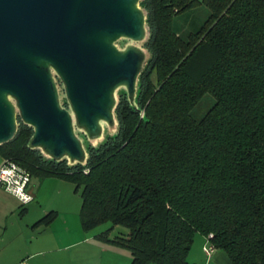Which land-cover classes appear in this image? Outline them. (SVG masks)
Listing matches in <instances>:
<instances>
[{
	"label": "trees",
	"instance_id": "1",
	"mask_svg": "<svg viewBox=\"0 0 264 264\" xmlns=\"http://www.w3.org/2000/svg\"><path fill=\"white\" fill-rule=\"evenodd\" d=\"M142 4L151 61L136 107L119 98L117 135L69 167L30 149L19 121L0 158L74 185L83 232L127 229L98 238L126 248L130 264H194L196 234L230 264H264V0Z\"/></svg>",
	"mask_w": 264,
	"mask_h": 264
},
{
	"label": "water",
	"instance_id": "2",
	"mask_svg": "<svg viewBox=\"0 0 264 264\" xmlns=\"http://www.w3.org/2000/svg\"><path fill=\"white\" fill-rule=\"evenodd\" d=\"M143 1L0 0V146L20 120L44 159L86 166L74 125L96 137L99 123L115 118L118 133L119 98L136 107L151 61ZM120 87L126 92L116 97Z\"/></svg>",
	"mask_w": 264,
	"mask_h": 264
},
{
	"label": "crops",
	"instance_id": "3",
	"mask_svg": "<svg viewBox=\"0 0 264 264\" xmlns=\"http://www.w3.org/2000/svg\"><path fill=\"white\" fill-rule=\"evenodd\" d=\"M2 161L1 159L0 164ZM53 179L64 181L59 178ZM40 187L41 185L36 190L30 182L28 190L33 200L26 205H22L15 197L0 188V193L4 192L13 198L6 203L0 197V264H85L86 262L81 259L84 248L87 257H92L93 252L98 253L100 250L101 246L96 242V236L84 235L81 225L79 228L76 223L69 224L63 221V212L65 213L63 198L60 203L43 198L38 193ZM36 201L37 203L34 204ZM25 206L29 208L23 209L20 217L14 216L17 208ZM80 208L81 205L74 211V207H71L73 217L78 216L79 219ZM69 209L67 211H70ZM31 212L34 217L24 221L23 214L28 215ZM50 213L55 214L51 223L38 224ZM84 245V248L79 249ZM77 250L81 253L78 254ZM211 260L210 263L204 264H230L225 253L221 251H216Z\"/></svg>",
	"mask_w": 264,
	"mask_h": 264
},
{
	"label": "rangeland",
	"instance_id": "4",
	"mask_svg": "<svg viewBox=\"0 0 264 264\" xmlns=\"http://www.w3.org/2000/svg\"><path fill=\"white\" fill-rule=\"evenodd\" d=\"M136 89L138 90V85ZM117 91L115 93L116 97L118 96V94H124L126 92V89L124 87H120ZM61 94H62L61 98L63 100L64 94L63 93ZM207 104L208 103H205L202 105L201 103L200 108L196 109V112L194 115L196 117H200L208 108ZM113 119H114L113 125L109 123H103V122L99 123L101 134L96 137H92L91 134H88V133L87 134L83 133V131L79 129L76 124L74 125L73 132H74L75 137L77 138V140L79 141L81 145L82 153L84 155L82 159L83 162L86 159L90 145L98 146L99 144L104 142L108 137H114L116 135L117 121L115 118ZM17 121L19 123L20 120H17ZM0 162H1V159H0ZM31 182H32V186L36 190L38 186L41 185L40 190L38 191L41 197L52 199L53 202H59V203H60V200L63 198V206H64L63 210L65 211V213L63 212V221H67V223L69 224L76 223L77 225H79V228H80L78 216L75 218V216L74 217L72 216L73 211L71 213V207H74V211H75V209L79 208L81 205L80 190L77 193H74V188H75L74 185L61 181V180L53 179V178H45L41 180L32 178ZM0 197L3 198V200L6 203H9L11 201L10 198L13 199L11 196H9L8 194L4 192L0 193ZM36 203L37 201L34 202V204ZM67 207H69L70 209ZM28 208L29 206H25L24 208L23 207L17 208L14 213V216L20 217V215H22L23 209H28ZM68 209L70 211H67ZM31 214L29 213L27 215L26 213H24L23 214L24 221L32 219L34 216L33 214L32 215ZM110 228H111V225L109 223H105V224H102L96 227L95 229L89 232H83L84 235L88 234V235L96 236L95 238L96 242L99 243L101 246L100 250H98V253L92 251L93 252L92 257H87L88 256L87 251L84 248L85 245L79 248V249L84 248L82 251L81 259H83L86 262L85 264H130L132 257H131V253L126 248H122L110 242L107 243L98 238L99 235L104 234L108 230L109 231H108L107 237L110 239L117 237V236H124L128 233L127 229L120 227V226H115L112 229ZM203 246H210V242L204 236L200 234H196L194 237V241L191 246V249L189 251V254L187 256V261L189 263L199 264L197 262H200L201 264H204L205 262L210 263L212 261L211 259L214 256V254L212 255L210 259H207L202 251ZM79 253H81V251H79L78 254Z\"/></svg>",
	"mask_w": 264,
	"mask_h": 264
},
{
	"label": "built area",
	"instance_id": "5",
	"mask_svg": "<svg viewBox=\"0 0 264 264\" xmlns=\"http://www.w3.org/2000/svg\"><path fill=\"white\" fill-rule=\"evenodd\" d=\"M31 176L15 163L3 160L0 164V188L15 197L22 205H26L33 200L28 187ZM209 238H212L210 235ZM202 251L207 259L215 253L213 246H204Z\"/></svg>",
	"mask_w": 264,
	"mask_h": 264
},
{
	"label": "flooded vegetation",
	"instance_id": "6",
	"mask_svg": "<svg viewBox=\"0 0 264 264\" xmlns=\"http://www.w3.org/2000/svg\"><path fill=\"white\" fill-rule=\"evenodd\" d=\"M59 86H60V88H61L60 92L64 94V91H63L62 86H61V85H59ZM61 95H62V94H61ZM62 107L65 108V109H67V111H68L69 113H71V110L68 108V103L65 102V99H63V101H62Z\"/></svg>",
	"mask_w": 264,
	"mask_h": 264
}]
</instances>
